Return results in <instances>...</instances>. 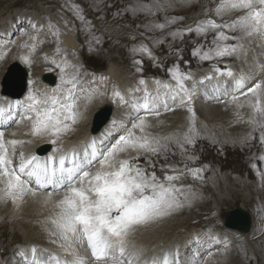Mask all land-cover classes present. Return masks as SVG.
<instances>
[{"label":"snow or ice","instance_id":"snow-or-ice-1","mask_svg":"<svg viewBox=\"0 0 264 264\" xmlns=\"http://www.w3.org/2000/svg\"><path fill=\"white\" fill-rule=\"evenodd\" d=\"M70 10L84 21L78 5H70ZM144 10L150 11L147 7ZM233 12H240L241 15L230 21L224 20L225 15ZM214 13L220 18L219 22L206 15L195 26L178 30L180 35L195 33L206 37L210 31L215 33L212 47L201 51V45L193 50L194 56L203 60L223 58L243 48L236 41L253 35L264 39V0H218ZM33 27L36 28V25ZM47 27L53 36L59 37L57 25L49 21ZM156 27L163 29L165 25ZM237 30L243 36L228 34ZM178 33H173V36ZM29 39L34 42L24 45L30 52L22 59L30 64L32 53L37 51V37L31 36ZM230 40L233 43H227ZM133 51L152 57L151 50L144 45ZM56 52L61 53V49L57 47ZM45 59L48 57L45 56ZM50 62L57 64L55 59ZM57 67H60L61 73H65L69 67L75 68L66 59L63 66L57 64ZM214 72L233 78L235 92L244 97L250 94L252 115L248 123L260 130V141L264 143V84L258 82L246 88V77H235L226 66L223 69L216 67ZM169 73L175 84L157 80L154 93L148 91L145 80L139 81L140 85H144V96L142 102L132 103L135 116L130 127L122 125V134L106 147L102 146V140L92 138L82 149L73 148L59 156L50 155L42 161L36 155L17 152L18 146L25 141L6 139L5 132L0 130V199L19 204L28 195L36 196L38 188H52L51 192L46 193L44 201L45 206L49 203L53 206V215L47 218L46 223L52 226L49 229V235L54 237L52 242L58 244L65 255L43 249L47 256L40 258L37 248L33 246L31 264H140V253L130 248L128 238L141 228L160 223L189 202L187 191L176 183L184 175L182 171L169 166L172 174L165 173L163 179L156 173V158L168 150V144L162 141L171 138L153 135L149 131L152 125L146 115H160L158 102L162 95L161 89L164 90V96L173 101L178 100L179 106L191 105L194 89H189L186 84L192 79L191 74L181 72L178 65L169 69ZM211 79V75L204 77V80ZM61 81L67 85L66 88L58 87L51 94L39 90L29 91L24 101H16L7 108L0 107V123H6V117L12 119V108L22 106L23 115L20 119L30 122L31 134L51 136V142L55 144L62 135L72 131L82 118L81 99L90 101L93 96V92L81 95L84 87L78 79V72L74 71L67 78L62 75ZM200 82L203 83V80ZM114 96L127 103L119 91H115ZM238 98L235 94L231 96L232 101ZM162 103L165 110H173L167 100ZM188 112L191 113V126L189 132L184 134L183 143L177 141L181 148L184 143L192 144L198 134L195 110L188 107ZM141 157L143 164L140 163ZM261 159L264 160V156ZM188 171L194 178H200L202 169ZM33 184L38 188L33 187ZM54 193L58 199L53 200ZM80 248L88 250L90 257L82 255ZM20 255L23 256V252ZM173 255L175 261L170 259ZM178 255V250L175 254L165 253L162 262L152 257L144 264H178Z\"/></svg>","mask_w":264,"mask_h":264},{"label":"rangeland","instance_id":"rangeland-1","mask_svg":"<svg viewBox=\"0 0 264 264\" xmlns=\"http://www.w3.org/2000/svg\"><path fill=\"white\" fill-rule=\"evenodd\" d=\"M217 3L218 0H0V25L6 24L8 22H12V20L9 18L11 16L16 18V21L18 22L20 17H17L16 15L19 13L23 14L22 17L27 20L25 22L26 28L18 27V30L15 31L14 33L15 35L14 34L11 35L9 39L5 38V34H3V31H5L8 27L6 29H1L0 35L2 36L3 39L7 41L8 45H10V43L11 44L13 43V41L16 38V33L18 32L22 33L23 41L29 43L34 42L32 40H29V37L36 36L37 40L35 42L38 45L41 42L40 40H42L43 38H47L48 34H50L48 36L50 38L51 33L49 32L47 25L49 21H51L53 24L58 26L61 36V38L59 36L60 40L58 47L61 49L62 58L58 60L57 63H60V65L63 66V62L66 59L68 64L72 63V65H74L75 68H77L79 64L81 66L80 82L82 83H85L90 78V76L87 74L91 69L97 71V73H101L102 71H105L104 74L106 75L107 74L106 69L108 68L110 69L111 67L114 68V66L115 68H118L120 69V71H122L121 72L122 78H128L130 73L133 70L138 69L141 65V62L137 61L136 67L130 71L129 64L132 62L133 56L131 54L125 53V50L127 52L132 51L130 42L135 39H138L137 40L138 43H144L143 40H146L147 41L146 46L153 51L152 57H149L147 54L142 53L140 51H139V56L140 57L143 56L141 58L144 60V62H146L147 65L148 63L151 65V71L157 76L155 81L157 80L160 81L165 77L171 79L169 69H172L177 65L179 66L181 72L190 73L193 79L195 71H193L194 67H192V65H189L191 61L188 58H183L178 53H176V48L171 38H175V36H173V33L179 30L180 27L184 25H189L194 21L202 20L205 18L206 15L210 18L217 19L219 22L220 18L216 17L214 13V8ZM70 5L79 6L80 12L84 16V21H81L80 19L77 18L76 13L70 10ZM145 7L150 9V11L144 10ZM26 15H31V17ZM239 15H241L240 12H233L231 15H225L224 20L230 21L232 19L237 18ZM173 18H176L174 22H172ZM30 19L36 20L35 22H33V25H36V28H34L33 25L31 26L29 25L28 21ZM17 22L13 21V25L17 24ZM65 22H67V24ZM159 24H164L165 27L163 29L156 27V25ZM7 25L9 26L10 24L8 23ZM71 33L74 35L77 44L75 48L68 50L67 47H66L67 49L65 48L63 37L66 38V36H68ZM80 33L83 35H81ZM240 33L241 32L239 30L235 32H231V31L228 32L229 35L230 34L240 35ZM214 35L215 33L210 31L207 33L206 37L211 38L212 41ZM76 38H79V41H77ZM21 40L22 39H19L16 42L20 44ZM245 40L246 39L244 38L243 42H245ZM79 42L85 43L86 45L82 46V44H78ZM243 42L241 43L243 44V48L240 49L241 54L242 52L243 53L247 52V48L246 46H244ZM248 42H249V46L252 47L251 41L248 40ZM190 44H191V39L187 37L185 39V46L189 47ZM254 44H259V47L256 48L254 46L255 47L254 51H251L248 54L250 58L249 64L255 63L257 65L256 69L258 70V72L264 73V67L262 68L260 67L262 65L261 62H264V48L262 47L263 39L262 38L256 39L254 41ZM5 47L6 45L1 43L0 41V54H3V52L7 53V55L4 56L5 60L11 58V56L16 57L19 55V54L16 55L13 52V49L2 51L4 50ZM24 52L26 53L25 55H28L27 50L21 52L22 55ZM45 56L46 55L38 59L36 58L37 60L35 58H32V62L36 61L37 65L40 66L38 70H35L32 67V65H29V63H27L29 69L31 70V74L29 76L30 91L35 92L37 89H39L42 83L41 79L43 80V77H40V75L37 74V80L34 82L32 79L34 72L35 73L41 72L43 75L53 74L55 77L57 75L59 78H61L62 76L61 71H58L60 70V67H57V65H53L52 63L50 64L47 63L46 65L47 68L41 69V67L43 66L42 64H44L45 61ZM51 56H52L51 59H54L56 54L53 51H51ZM70 56L74 58V62L69 59ZM22 57L23 56L19 57V59H17V62L21 63V65L26 69L25 67L26 63L24 62ZM253 59L255 61H253ZM238 60H234L233 62H236ZM50 61L51 60H47V62ZM12 63L6 60L0 66V68L4 66L0 71V85L2 86L0 90H1V95L3 96H5L3 93L8 94L9 92L13 93L14 90H18L17 84L19 80L17 78V75L9 77V81L6 87L4 86L7 81V78L5 75L2 74H6V75L8 74L5 72V69L7 71L8 68L7 66H10ZM165 63H168L166 67H164ZM232 67L235 66L232 65L230 67L233 72ZM75 68L70 67V69H75ZM214 68L216 67L213 66L212 69L208 67L207 69L212 70L213 75H215L216 73L214 72ZM242 68H244V66H242ZM51 69H58V70H51ZM201 70H206V69H201ZM248 70L254 71L255 68L253 69L252 67H249ZM259 75H260L259 78L260 81L263 75L261 74ZM249 79H250V75L248 74L246 81H248ZM191 80L186 81V84L189 87V89H191L190 86ZM170 81L173 80L171 79ZM173 82L175 83V81ZM207 83L208 81L204 80L203 83H201L198 86L204 87L203 85H208ZM100 85L94 86V88L98 89ZM104 86L106 87L105 84ZM193 86H197V83L192 85V87ZM28 92L25 95H27ZM99 96L100 98L98 101H102L105 98L104 92L100 91ZM142 97L143 95L138 96V102L142 101ZM247 98L248 99L245 103L248 107L250 94L249 97ZM88 102L92 105L90 110L92 111V115H93V113L97 111L99 106L96 103L92 104V99ZM103 103L105 102H102V104ZM209 104H214V103L210 102ZM176 107L178 106L174 105L173 107L170 108L174 109ZM196 107L197 106H194L192 108L196 111ZM180 110L181 108H178L175 110L174 113H172L173 114L172 116L166 117L169 120L166 121V118H164L163 121H158L159 126L161 127H159V130H156L155 135L162 138L170 137L171 139L168 141H162L168 144V150L162 153L158 158H156V169H155L156 173L161 179H163L165 173L172 174L170 172L169 166L182 171L184 175L176 183L178 185H182L184 188H190L194 184L212 182L215 180V175L205 174L204 171H201L199 173L200 178H194L193 175L188 171V169H200V164L205 162L203 159L210 161L212 158L211 152L213 153L215 146L209 145L205 142L208 148H206L203 151L200 148H198L197 152L200 153L202 158L200 157L199 154H196L197 159H199L200 161V162L196 161V163L192 162L194 159L187 157L185 153H183V150L179 146L177 141L183 143L182 139L185 133L183 135L182 133L189 128L188 119H190L191 113L187 112L188 111L187 109L183 111ZM188 114H190V116ZM164 115L168 116L169 114L165 113ZM178 116H182L184 120H180ZM195 118H196V128L200 131L203 130L202 131L203 133L205 131H208L207 134L204 133L203 135H208V136L211 135L213 136V139H215V141L230 140V139H225L224 136H226L227 138H232L230 134L226 135V133H229L226 131L228 127L224 129H220L218 127L209 129L206 126L209 125V122L204 120L203 117L196 114ZM227 122L229 123V121ZM183 124H184L183 130L178 133H175L181 129V126ZM151 125L153 127L154 124L151 123ZM174 125H176L177 127H175ZM90 126H92V121ZM81 129L82 131L81 130L80 131L82 132L83 135L86 134V132L89 133L90 130V129L88 130V128H84V126L82 125H81ZM174 129H178V130H174ZM1 130L6 133L9 132L4 129ZM239 131L240 128L235 125V132L232 133L235 135ZM122 132L118 133L115 136V139H117L118 136L122 134ZM196 132L198 134L195 135L194 141H202L203 139L201 133L199 131ZM64 136L66 137V134H64ZM47 137L49 138L50 136ZM178 137L180 138L178 139ZM215 137H221V138L218 139ZM183 145H189V144L185 143ZM23 147L26 150L25 145H23ZM233 148L234 150L232 149L233 151H231V153H233L234 162L233 164H231V166H227L225 168L230 167L231 169H240L243 164V160H242L243 153L240 150L239 144L234 143ZM26 155H28L27 151H26ZM140 163L141 164L144 163L143 157H141ZM211 163L212 161L210 162V164ZM162 166H163V171L161 170ZM215 169L217 171L219 170L217 168ZM228 176H230V174H228ZM232 185L233 187L232 186L229 187L228 191L220 190L216 194L210 193V195L206 199H203L201 195L199 196L200 202H207L208 210H215L216 214L214 215V213H211L210 218L208 219L207 222H202L199 223L198 225L191 226L187 231H185V235L192 228L198 226L200 227V229L204 228L205 231H208L203 235L204 237H210L211 235L218 233L222 237L227 236L226 240H228L229 237L226 234V232L229 231H227L223 227L224 219L222 218V213L226 212L225 210H229L233 208L234 206H241L244 210L247 209L248 211L254 214L253 205L257 203L258 196L264 199V193H263L264 186L261 187L263 192L259 190L239 188V193H238V191L235 189L237 188L236 185L234 183H232ZM32 186L35 187V184H33ZM3 202L6 203L4 199H0V213L4 214V215H0V219L4 218L3 222L9 221V223L4 222L0 224V264H10V262H12V264H24V262H26L27 264V262L31 258V248L36 245L38 246V248L36 246L37 252H39L40 248L43 249L49 248L50 250L61 249L59 246L55 247L56 243H53L52 242L53 240L52 241L46 240L50 236L49 234L43 233L41 235L32 238V233H39V232L49 233L50 226L44 225L41 221H36L39 219L35 220V218H31V222H30L29 220L23 218L22 215H12L8 210H6L7 208H5L6 206L4 205ZM195 202L196 204L194 205L190 203L191 212L194 213L193 217L196 216L195 213H197L198 211L202 212L207 209V207H205L206 204L202 203V205H204L202 206L201 204L198 203L199 202L198 200H195ZM192 213H187V215L191 216ZM176 218L177 217L168 221L167 223H171ZM18 219L23 220L24 223L19 224ZM167 223L163 225L160 222L157 224L158 226L157 228L156 227L153 228V229H159L158 231H156L157 235L169 236L175 232L174 231L171 233V231L165 227ZM33 226L35 228L32 232L31 228ZM185 226L186 224L183 225L184 228ZM258 229L260 230L264 229L263 222L258 225ZM136 233L138 234V236H141L138 232ZM42 236H46V237L43 238ZM229 236H232L230 238L233 239L235 249L239 251L238 255H240L241 258L239 256L236 258L237 255L236 250L231 247V243L227 242L224 245H229L231 248V249L229 248L230 250L223 251L219 257L218 256L211 257L208 255V257L202 259L201 257H203V255L202 256L198 255L199 256L197 260L199 261L198 264H211L213 259L216 260L228 259V262L230 259V261H233L234 264H246L247 261H245V258L249 260L251 259V261H248V264H254V263L264 264V232H260L257 230V228H255L254 231L250 232L247 235L242 233L238 234V233L229 232ZM42 239L43 242L40 243ZM139 239L140 238H136V240ZM199 241L200 238L199 240H197V242ZM16 244H18L19 246L20 245L28 246L25 247L23 251L20 250L19 252H16L17 257L20 255L21 252H23V257L26 254H28L27 259L21 258L17 261V258L14 257L13 260H9L8 263H5L6 260H5L4 248H7L10 251L12 248L11 245H16ZM240 244H241V249H240ZM210 245H211L210 242H206L205 246L203 248H200L199 252L205 251V249H207V246ZM222 246L223 244L221 245V247ZM142 250L143 253L148 251L145 248L141 249L140 251ZM84 254L85 256L87 255L85 251ZM185 264H191V262L186 261Z\"/></svg>","mask_w":264,"mask_h":264},{"label":"bare ground","instance_id":"bare-ground-1","mask_svg":"<svg viewBox=\"0 0 264 264\" xmlns=\"http://www.w3.org/2000/svg\"><path fill=\"white\" fill-rule=\"evenodd\" d=\"M25 20H24L23 17L22 18H19V21L20 22H23V21L26 22L27 20L26 21ZM35 21L36 20H31L30 19L28 21V23L31 26V25H33V22H35ZM17 24H14V25L12 24L5 31H3V34H5V38L9 39V37L11 35H13L15 33V31L18 30V27H19L20 23H17ZM31 33H33V32H31ZM49 35L50 34H48V36ZM48 36H47V38H43L41 40V42L37 45V51L35 53H32L31 60H32V58H35V59L36 58L37 59L38 58H41L44 55L48 56V59L47 60H52L51 59V57H52L51 56V51H53L57 55L56 49L58 47L60 38L58 37V38L55 39V36L53 38H49ZM64 44H65V46L68 49H73L76 46V43H75L74 39L71 36H67L64 39ZM262 47L264 48V39H263V45H262ZM44 49H45V51H44ZM27 51H28V54H29L30 50H27ZM25 54H26L25 52L23 53V55H22V53H20L19 54L20 56L19 55L16 56V57L15 56H13V57L11 56V58L6 59V60H8L11 63L13 62L11 65L20 67V69H21L20 70V73L21 74L16 73V74H18L17 75V78L19 80L18 83H20L22 77H24L25 81L28 79V75L24 73V71L26 69L21 65V63L17 62V59H19V57H21V56H23V57L26 56ZM5 55H7V53H4L3 52V54H0V66H1V64H3L6 61L5 58H4ZM141 57H143V56H141ZM47 60L45 59L44 64H42L43 66L41 67V69H46L47 68V66H46L47 63L50 64V62H47ZM57 64H60V63H57ZM57 64H53V65H57ZM261 64L262 65L260 67L261 68L264 67V62H261ZM29 65H32V67L35 70H38L39 67H40V66L37 65L36 61L31 62ZM232 69H233V72H234V76L235 77L244 76L247 79L248 74H246L245 72H243L242 69H240L238 67H232ZM119 70L116 69L115 66H114V68L111 67V69H109V68L106 69V72L107 73L108 72L111 73L115 80H117L119 82H123V80L121 79L122 78V73ZM262 73L263 72H261L259 74L263 75ZM37 74H39L40 77L43 76V74L41 72H38V73H35L34 72V75H33V78H32L34 82L37 80ZM229 79H230L229 77H228V79H225V82H222V85L227 84L230 81ZM43 80H44V77H43ZM232 80H233V78H232ZM8 81H9V78H7V81H6L5 85H4L5 87H6L7 83H8ZM47 81L48 82H52L53 81V78L51 76H49L47 78ZM245 84H246V88H247L248 87V81H245ZM233 88H235V83L232 84V87L230 89H228L227 92L220 91L219 93H228L227 98H231V95L233 93H238V92H233L232 91ZM147 89H148L149 92L154 93L155 90H156V87L152 83L147 82ZM43 90H44V88H43ZM121 91L123 92V96H126L127 93L129 92V88H127L126 86H124ZM161 91H162V95H161V98H160V102H158V107L160 108V111H164L165 109H164V106H163L162 101L163 100H166L167 96H164L163 95V91H164L163 89H161ZM207 92H209V91H207ZM3 94L5 96L1 95V90H0V107H2V108H7L9 105H12L16 101H24L26 99V97L28 96V94L27 95H24L19 100L18 99L19 97L16 98L15 93L9 92L8 94H5V93H3ZM141 95L144 96L143 89H142V91L139 94L134 95L135 102H138V96H141ZM129 97H130V95L127 97V99H129ZM142 99H143V97H142ZM204 100L207 101L208 99L204 97ZM233 102H235V101H232V100L230 101V103H233ZM93 103H94V98L92 97V104ZM21 107H16V110L14 111V113L16 111H17V113H16V115H13L12 116V119H7V117H6L7 122L6 123H0V130L1 129H4L5 130V128L8 127L9 124L14 123L15 121L19 120V124L17 126H15V128H13L12 131H9L7 133L5 132V138L6 139H18V140L25 141V143L23 145H25L26 151H27L28 155H35V150L38 147H40L43 142H46L48 137L47 136H43V137L34 136V135L31 134V131H27L26 130L28 126L25 125L24 120L19 119V117L21 115H23L22 114L23 109ZM248 107H250V106H248ZM236 108H237V110H240L242 108L243 109H246L247 108V105H246V103H244L243 105L236 104ZM183 110H185V108H181L180 111H183ZM11 111H13V108L11 109ZM177 111H179V110H177ZM197 113H198L199 116L203 117L204 120H206V121L209 122V125H206L207 128L211 129V128L218 127L220 129H224V128L228 127V129L226 130L227 132H230L232 135H233L232 132H235V124H234V122L232 120H230L229 119V115L227 113L222 112L219 107H214V108H206L204 106L203 107H198L197 108ZM89 116L90 117L88 118V120L90 121V119L92 117V111H90ZM178 118L180 120H184V118L182 116H178ZM188 120H189V123L191 125V119H188ZM227 121H229V123ZM174 126L177 127L176 125H174ZM155 127H156V130H159V127H161V126L157 125ZM237 127H239V126H237ZM174 130H178V129H174ZM86 134H88V132H86ZM94 138H96L98 141H101L102 140L103 143H107V141H108L107 140L108 139L107 136H102L100 134L96 135ZM90 140L91 139H87V137H84L83 139H80V140H78L76 142L73 141L74 143L73 142L71 143V142H69V140L66 139V137L64 135H62L61 138L59 140H57V142L62 143L64 145V147H67V149H70L72 147L71 144H74L73 145V148L80 149L79 143L83 147ZM60 154L61 153L55 154L53 152H51V153H48L47 152V156H42V157H39V158L43 161V160H46L50 155L59 156ZM35 187L38 188V186H36V185H35ZM48 190L49 191H52L51 186H48L46 188H38V191H37V195L36 196L33 197L31 195H28L19 204H14V203H9L8 204L7 202L6 203L3 202V203L6 206L5 208H7L6 210H8L12 215H22L23 218L29 220L30 222H31V218H35V220L36 219H39V220H36V221H41L44 225L50 226V228H51L52 226L49 223H46V221H47V218L48 217H50L51 215H53V206H52L51 203H49L46 206L44 204L45 197H46V193H47ZM58 198L59 197L54 193L53 194V200L58 199ZM199 212L200 211H198L197 213H199ZM236 219H238V218H236ZM18 223L19 224H23L24 221L21 220V219H18ZM34 228H35L34 226L31 228L32 232H33ZM158 230L159 229H153L152 228V229H149L145 233V235H142L141 233H139L141 236L139 237L140 238L139 240H136L138 242V245L136 246V249L140 253V261L142 263H144V261H147V260H149L152 257H155V258H157L158 260H160L162 262L163 257H164V254L169 252L166 249H164L162 251L160 249H158L159 246L161 245V244H159V243H161V236H156L157 235L156 231H158ZM238 232L242 233L241 231H238ZM43 233L44 234H49L47 232L32 233V238H34V237H36L38 235H41ZM42 237L44 238L46 236H42ZM153 239L155 241L152 243L151 240H153ZM197 240H199V238H197ZM128 243H129V245L131 244L130 237L128 238ZM37 248H38V246H37ZM143 248L147 249L148 251L145 252V253H143V250L140 251ZM177 248H178V246H174V247L173 246H170L169 247L170 251L173 254H175L177 252ZM46 249L49 250V252H55V253H58V254H60L62 256L65 255L62 249H60V250H54V249L50 250L49 248H46ZM42 250H43V248H40L39 249V252H37L39 254H37V256L40 257V258H46L47 253H44ZM82 250L85 251L87 253V255H88V253H89L88 250H86L84 248H82ZM178 254H179L178 257L181 259V256H180V253L179 252H178ZM196 258L197 257H194L193 259L188 260L187 262H191V264H198L199 261H195ZM31 259H32V257L30 258L29 261L27 260L28 261L27 264H31ZM10 264H12V262H10ZM211 264H234V263H233V261H230V259H229V262H228V259L227 260H216V259H213Z\"/></svg>","mask_w":264,"mask_h":264},{"label":"water","instance_id":"water-1","mask_svg":"<svg viewBox=\"0 0 264 264\" xmlns=\"http://www.w3.org/2000/svg\"><path fill=\"white\" fill-rule=\"evenodd\" d=\"M24 82H25V79H24V77H22V79H21V81H20V84H21L22 86H24Z\"/></svg>","mask_w":264,"mask_h":264}]
</instances>
